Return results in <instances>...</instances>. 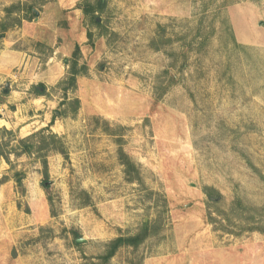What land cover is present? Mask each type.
I'll use <instances>...</instances> for the list:
<instances>
[{
	"label": "rangeland",
	"instance_id": "374dc122",
	"mask_svg": "<svg viewBox=\"0 0 264 264\" xmlns=\"http://www.w3.org/2000/svg\"><path fill=\"white\" fill-rule=\"evenodd\" d=\"M83 1L0 0V129L14 133H0V264H97L143 223L105 264H264V0H105L98 23ZM75 44L87 71L74 111L57 83ZM55 110L66 156L49 151L44 176L36 154L7 148Z\"/></svg>",
	"mask_w": 264,
	"mask_h": 264
},
{
	"label": "trees",
	"instance_id": "16d2710c",
	"mask_svg": "<svg viewBox=\"0 0 264 264\" xmlns=\"http://www.w3.org/2000/svg\"><path fill=\"white\" fill-rule=\"evenodd\" d=\"M104 6H105V0H93V2H90L89 0H84L82 3L78 4V8H80L85 15L89 17H93L92 19L95 23H98L97 22L98 20L95 19L94 14L98 11H102ZM15 7L16 6L13 4L10 6H6L4 8V11L6 12V16H9L13 12ZM28 11L31 13L29 17L35 15V12L30 10V7L28 8ZM10 26L11 25L8 23H5L3 21L0 22V38L3 37L4 32L8 30ZM80 56H81L80 49L78 45L75 44L74 49L71 53V57L68 60H65L67 65L66 74L57 83V86L59 87L62 93L61 101L59 102V104L60 105L71 104L72 109L74 111L77 109L79 100L78 98H73L71 101H69L67 100L68 98L67 94L68 92H72L76 88L78 77L85 74V72L87 71L86 64L79 63ZM164 73L168 76L171 82H175V77L171 72H169V70H165ZM31 92L34 95L47 94L46 87L42 83H37L35 85H32ZM64 115H65V110H62L60 112L55 110L51 118V121L49 122V124H47V126L42 127L23 138H17V145L16 146L11 145L9 148H7L8 153H12L15 156H19L21 154H26V155L36 154L42 164V174L44 176H47L48 173L47 172L48 165L46 158L47 153L49 151H56L66 156L60 138L55 133L51 132L49 127L53 123V120L56 117L61 118ZM0 133L6 136L14 135V133L7 128H1ZM119 141L120 140L118 139V143H120ZM9 145H10L9 140H2L0 138V157H3L7 162L9 161L8 154L6 151L3 150V148L8 147ZM117 158L120 164L123 166L125 178L128 181H140L141 178L136 164L129 157V155L122 149L120 145L118 146V150H117ZM5 179L6 176L3 175L0 178V183H2ZM14 179L16 183H18V185H21L23 174L16 172L14 175ZM202 191L205 193L207 198L213 203H217L221 198V194L218 192V190H216L211 186H203ZM235 203L238 205H242V207L246 208V206L243 205L238 199L234 200L231 206L234 205ZM143 224L144 227L141 232H138L130 236H117L109 240L105 245L104 253L98 256V258L100 259V263L97 264H105L115 254L117 249L121 246L128 245L132 247H137L147 235L146 234L147 224L146 223Z\"/></svg>",
	"mask_w": 264,
	"mask_h": 264
},
{
	"label": "crops",
	"instance_id": "0c3cea01",
	"mask_svg": "<svg viewBox=\"0 0 264 264\" xmlns=\"http://www.w3.org/2000/svg\"><path fill=\"white\" fill-rule=\"evenodd\" d=\"M1 12V11H0ZM0 17H2V12L0 13ZM23 33V32H22ZM25 55V53H24ZM25 59L24 56L22 58V60ZM27 62V60H25ZM3 68V65L0 63V69ZM60 91V90H59ZM33 95V94H32ZM41 96H45V95H34V97H41ZM31 101L33 102L34 99H31ZM1 160H5L3 157H0V162ZM7 183H9V181H5V182H2L0 183V193L1 191L3 190V188L5 187V185H7ZM0 252H3V248L2 246L0 245Z\"/></svg>",
	"mask_w": 264,
	"mask_h": 264
},
{
	"label": "water",
	"instance_id": "95a60500",
	"mask_svg": "<svg viewBox=\"0 0 264 264\" xmlns=\"http://www.w3.org/2000/svg\"><path fill=\"white\" fill-rule=\"evenodd\" d=\"M75 240H76V242H82V241H84V239L83 238H80V237L76 238Z\"/></svg>",
	"mask_w": 264,
	"mask_h": 264
}]
</instances>
